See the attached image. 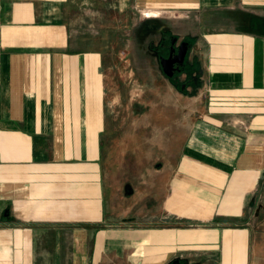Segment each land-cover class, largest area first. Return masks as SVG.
<instances>
[{
    "label": "crops",
    "instance_id": "0c3cea01",
    "mask_svg": "<svg viewBox=\"0 0 264 264\" xmlns=\"http://www.w3.org/2000/svg\"><path fill=\"white\" fill-rule=\"evenodd\" d=\"M167 37L193 40L194 101L241 102L188 125ZM123 141L166 176L145 223L107 209ZM0 264H264V0H0Z\"/></svg>",
    "mask_w": 264,
    "mask_h": 264
},
{
    "label": "rangeland",
    "instance_id": "374dc122",
    "mask_svg": "<svg viewBox=\"0 0 264 264\" xmlns=\"http://www.w3.org/2000/svg\"><path fill=\"white\" fill-rule=\"evenodd\" d=\"M92 12V11H91ZM93 13V12H92ZM90 13V17L97 21V14L92 15ZM144 15H151V13L144 12ZM92 23V22H91ZM100 24V21L97 22ZM98 24V25H99ZM171 38V37H170ZM168 39V37L166 38ZM166 46L164 47L165 50L161 53V56L166 57L168 54V47L170 45V39L165 40ZM193 41V40H191ZM188 43V52L191 51L192 42ZM189 54V53H188ZM190 57L192 58V54L190 52ZM188 56L185 59L184 65L179 68L173 75L171 80V84L174 86V92H178L180 94L171 95L172 99L179 98L182 102L185 103V122L189 125V119H192V112L188 114L190 110L194 109L195 106L199 103V105H208L218 103L220 105H225L226 102H233L237 104L241 102V95L237 92H234L233 95H218V96H211V92H204L201 95V98L197 101H194L193 97L203 91L200 81V73L201 69L198 67L194 69H189L186 67L188 65ZM194 61V59H192ZM192 63V62H191ZM193 64V63H192ZM191 64V67H192ZM190 66V65H189ZM195 66V64H194ZM161 68V66H160ZM162 69V68H161ZM159 70V68H157ZM163 72V71H162ZM162 74V73H161ZM188 78H193L192 82L189 83ZM199 80V82H198ZM198 96V95H197ZM226 106V105H225ZM198 108V106H197ZM173 130H176L173 129ZM185 128H180L179 133L175 131L176 137H182V132ZM130 133L129 128H121L119 129V134L128 135ZM143 133H139V136ZM184 134L185 131H184ZM175 137V138H176ZM173 139V138H172ZM172 139L166 144L168 150H177L178 144L175 142L173 143ZM114 144V142H112ZM107 145V195H108V212L113 218H119L120 216H124L126 218H133L134 220L145 223L146 222V214L154 215L157 217L159 214V203L162 195L164 194L165 190L157 187L158 184L164 182L166 176H161V174H157L156 170L153 174L146 172V160L141 157H135L131 155L129 152L126 153L129 148L134 149L131 151L136 152H144L146 151L145 144L139 143L138 148L129 147V142L123 141V143L118 144L117 151H113V144ZM138 150V151H137ZM121 151V152H119ZM173 160L170 159V167L172 166ZM150 166H148V169ZM149 182V183H148ZM152 182L154 185H152ZM132 191V192H131ZM146 196L148 199L153 203L152 206L146 209L145 199Z\"/></svg>",
    "mask_w": 264,
    "mask_h": 264
},
{
    "label": "water",
    "instance_id": "95a60500",
    "mask_svg": "<svg viewBox=\"0 0 264 264\" xmlns=\"http://www.w3.org/2000/svg\"><path fill=\"white\" fill-rule=\"evenodd\" d=\"M187 47V42L182 41L181 43H179L176 53L172 54V51L175 49L174 47H172L166 57L161 56L159 58L162 71L166 76H172L173 72L176 69H179L178 66L183 64ZM174 64H177V66L175 67Z\"/></svg>",
    "mask_w": 264,
    "mask_h": 264
},
{
    "label": "flooded vegetation",
    "instance_id": "af4514ba",
    "mask_svg": "<svg viewBox=\"0 0 264 264\" xmlns=\"http://www.w3.org/2000/svg\"><path fill=\"white\" fill-rule=\"evenodd\" d=\"M179 43H180V42H179ZM179 43L176 44V40H172L171 45H169V47H168V54H169L170 49H171L172 47L175 48V49L172 51V54L176 53V52H177V48H178ZM168 54H167V55H168ZM183 65H184V63H183L182 65H179L178 67L181 68V66H183ZM174 66L176 67L177 64H174ZM177 70H179V69H176V70L173 72V74H174Z\"/></svg>",
    "mask_w": 264,
    "mask_h": 264
}]
</instances>
